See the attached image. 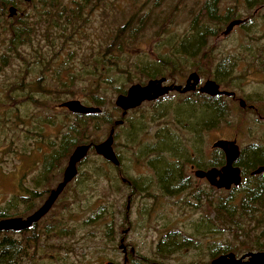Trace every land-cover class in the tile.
<instances>
[{
    "label": "rangeland",
    "instance_id": "1",
    "mask_svg": "<svg viewBox=\"0 0 264 264\" xmlns=\"http://www.w3.org/2000/svg\"><path fill=\"white\" fill-rule=\"evenodd\" d=\"M80 1L82 0H58L64 7H72L75 2ZM89 1L84 12L86 22H78L75 30H67L60 37L56 32L49 33L48 38L38 35L34 41L36 53L28 47L20 50V56L28 63L26 74L25 61L14 55L0 69V209L9 203L12 206L8 209L10 215L21 214L28 203L38 207L48 191L61 180L69 155L62 159L58 167L48 172L49 179L45 183L34 186L35 181L44 173V152L50 151L48 143L57 142L72 119L71 113L58 107V103L68 99L84 101L81 90L83 86L73 87L72 96L68 89H61L56 83L54 74L47 80L42 77L37 81L40 64L35 58L44 57L49 60L50 65L56 56L60 57L65 66L76 69L78 74L87 77L85 71L91 61L102 54L115 33L124 26L123 35L119 38L120 47L124 51L123 55H119L123 59L119 73L124 75L125 71H129L131 78L127 81L121 76L120 79L124 82L125 90L133 83L144 84L148 79H138L131 65L172 57L181 40L194 32L191 26L193 15L201 12L200 8L205 0ZM33 2L34 5L38 4V0ZM14 6L26 14L32 11V5L19 0ZM218 10L221 15L230 10L234 19L246 21L242 26L234 27L226 36L221 35L226 23H207L219 28L218 34L209 37L207 41L205 54L210 58L207 68L199 71L185 65L173 73L164 71L168 83H184L191 71H196L204 81L212 79L209 69L213 68V63L218 59L234 56L240 60L229 84H220V88L233 91L236 96H225L230 110L229 122L203 132L195 143L203 152L196 155L202 162L213 153L211 144L216 139L236 138L241 149L257 141L264 132V57L258 54L260 51L264 52V7L254 5L246 8L245 0H220ZM4 24L7 26L8 22ZM42 31L43 28L37 32ZM6 42V36L0 37V54L5 53ZM256 59L262 64L257 65ZM65 73L66 69L62 71L63 75ZM12 85L20 87L22 93L15 87L11 91L13 97L10 100L7 94ZM104 94L103 108L112 113L113 119H117L121 113L120 109L114 108L117 94L108 86L104 87ZM177 94L179 93L176 91L170 92L168 99L180 101L181 97ZM239 98L246 102L245 108L238 105ZM249 105L254 106L255 111ZM153 110L150 102H144L137 110L126 115L144 122L146 126L129 147L128 134H125L126 128L123 127L127 124L116 129L119 136L116 148L113 149L122 159L121 175L117 170L106 169L107 177L87 179L76 176L33 230L23 233L0 232V236L6 235L13 240L22 241L35 234L33 246L24 248L25 255L21 264H106L107 261L129 264V255L147 264L154 259L159 237L166 235L168 230H179L190 235L193 223L209 213L202 199L197 206L198 201L191 191L185 190L179 195L169 196L152 185L144 192H133L130 185L122 182V179L129 181L131 178L132 183L137 185L141 180L149 185V181L154 179L153 171L144 162L136 163L133 153V149L140 147V142L154 141L156 130L163 126L164 119L151 121ZM109 128L107 125L102 126L95 137L98 138L97 142L106 137ZM179 135L186 145L193 144L189 132L181 129ZM107 163L92 149L81 169L78 165V173L90 171L91 167L99 165L106 166ZM189 166L185 165L184 173L194 180L192 187L204 190L211 196L218 194L219 189L194 177ZM113 176L118 181L116 185ZM209 188H213V192ZM32 191L36 195L30 197L29 192ZM19 196L24 197L23 200ZM125 229L128 231L123 234ZM192 236L197 241L196 248H185L166 258L163 264H206L211 260V244L225 239H236L239 244L242 240L238 234V238H235L234 233L223 236L225 239H220L215 234ZM121 238L127 247L125 262L124 255L118 248ZM131 247L134 249L133 253L129 251Z\"/></svg>",
    "mask_w": 264,
    "mask_h": 264
},
{
    "label": "trees",
    "instance_id": "2",
    "mask_svg": "<svg viewBox=\"0 0 264 264\" xmlns=\"http://www.w3.org/2000/svg\"><path fill=\"white\" fill-rule=\"evenodd\" d=\"M16 1L0 0V37H7L5 53L0 54V69L14 55L25 61L24 74L27 72L28 63L20 56V50L28 47L36 53L34 41L38 35L48 38L49 33L56 32L60 37L67 30H75L78 22H86L84 12L90 3L89 0H82L75 2L72 7H64L59 4L58 0H38L37 5H34L33 0L28 2L19 0L26 5H32L31 13H23L16 7L17 13L11 19H8L6 17L7 7L14 5ZM219 1H204L200 8L201 12L198 15H193L191 26L194 32L187 34L181 40L175 48L176 54L174 53L172 57L151 62L133 63L131 67L138 75V79L164 77V71L173 73L177 68L185 65L194 67L199 71L205 70L210 62V58L205 54L208 38L216 36L219 31L218 27H211L207 23L227 24L235 18L230 10L224 15L219 14ZM245 2L246 8L254 5H264V0H245ZM4 22H8V25L5 26ZM123 27L115 33L111 43L105 47L102 54L91 61V65L85 71L87 77L78 74L76 69L65 66L64 60L61 61L60 57L57 58L56 56L50 65L49 60L44 59V57L38 56L35 58L40 64L38 69L40 76L36 79L37 81L42 77L47 80L53 77L54 74L56 83L61 89H68L72 96L74 95L71 91L73 87L83 86L81 90L84 101L82 102L100 108V112L91 114L70 112L72 119L66 125L62 136L57 142L51 141L48 143L50 151L44 152V173L35 181V187L40 186L49 179L48 172L58 167L62 159H65L71 153L73 147L78 144L97 143L98 138L95 137L98 136V131L101 130L102 126L107 125L108 128L113 126L116 119H113L110 111L103 108L105 103L104 87H111L116 94L125 93L124 82L121 81L120 77L124 76L127 81L131 78L129 71H125L124 75L119 73L120 64L123 61L119 55L124 54L119 41V38L123 35ZM42 28V32H37ZM130 37L131 34H129ZM258 54L264 57V52L260 51ZM239 61L234 56L218 59L213 63V68L209 69L212 79L219 85H228ZM255 61L257 65L262 64L259 59ZM64 69H66L65 75L62 74ZM21 79L23 80L24 77ZM21 84L22 82L19 85ZM15 87L17 86L12 85L10 92L7 94L10 100L13 97L11 91ZM17 89L22 93L20 87H17ZM169 95L170 93L150 102L154 108L151 121L164 119L163 126L159 127L154 134V141L140 142V147L137 150L133 149L136 163L141 164L144 162L153 171L154 179L149 181V185L146 182L142 186L133 183L132 191H146L147 187L150 188L155 185L162 194L175 196L188 190L198 201L197 206L200 205L201 199L206 203L209 213L193 223L191 232H189L190 235H186L179 230H168L166 235L159 237L154 250V259L147 264H163L166 258L185 248H196L197 241H194L192 235L215 234L222 239L223 236L234 233L235 238L238 234V237L242 239L239 244H237L236 239L225 238V240L211 244L209 246L211 259L228 252L241 255L248 251H264V172L257 175L250 174L255 168L264 166V132L257 141H253L240 149V155L235 163L241 171V183L238 186H232L229 190L219 189L217 190L218 194L211 196L204 190L192 187V183L187 181L188 175L184 173V167L189 164L194 165L195 168L207 169L220 167L224 164V155L217 148H213V153L206 161L202 162L197 159L196 155L202 151L195 143L199 141L203 132L229 122L230 110L225 102L226 97L224 95L209 96L197 90L186 94H177L181 97L180 101L168 99ZM139 107L129 110L127 114L134 112ZM114 108L118 110V108ZM119 118L120 115L117 119ZM124 124L127 125L123 126ZM120 126L126 128L125 134H128V147L136 141L137 134L146 128L144 122L125 116L123 123L115 127L114 148H116V140L119 136L116 129ZM181 129L191 134L193 144L190 146L182 141L179 135ZM91 150L90 147L89 152ZM87 155L78 163L79 169H81V165L87 162ZM116 156L120 162L118 168L108 162L106 166L99 165L91 167L90 171H80L77 177H86L87 179L107 177L105 175L106 169L117 170L118 174L121 175L123 173L122 159L119 153ZM112 179L116 185L118 182L116 176H113ZM129 180L132 182L131 178ZM209 190L213 192L214 189L209 188ZM29 193L30 197L36 195V192L33 191ZM15 198L17 200L18 196ZM23 198L21 196L20 200H23ZM11 207L8 203L6 207L0 209V218L15 216L16 214H8V209ZM34 208L32 203H28L26 209L18 215L24 216ZM89 218L93 219L92 217ZM34 226L32 225L28 230H33ZM34 236L33 233L23 241L20 239L13 240L6 235L0 236V264H21V260L25 255L24 248L33 246L34 240H36ZM128 259L129 264H143L131 255Z\"/></svg>",
    "mask_w": 264,
    "mask_h": 264
},
{
    "label": "water",
    "instance_id": "3",
    "mask_svg": "<svg viewBox=\"0 0 264 264\" xmlns=\"http://www.w3.org/2000/svg\"><path fill=\"white\" fill-rule=\"evenodd\" d=\"M23 1L28 2L29 0ZM15 14L16 8L14 6L8 7L7 17L12 18ZM243 22L244 19L230 20L226 24L221 35L226 36L234 27L239 26ZM195 90L209 96L224 95L226 97H231L235 94L233 91L220 88V85L216 83L214 79L207 78L202 81L196 71L189 72L182 84L168 83L167 79L162 76L150 78L144 84L133 83L129 85L125 93L117 94L115 97L114 106L120 109V118L114 121L113 126L109 128L106 137L97 143L76 145L68 156L61 180L54 188L48 191L43 202L26 217L13 216L0 218V232L23 231L29 229L33 224L42 219V217H44L52 208V205L56 202L65 186L76 176L78 163L88 154L90 147L104 160L110 162L114 166H119L118 158L113 149L115 127L123 123V118L129 110L139 107L144 102L155 101L172 91L186 94ZM237 101L241 108H245L246 102L243 99L239 98ZM58 107L77 114L100 112L99 107L85 105L79 99L61 101L58 104ZM211 146L212 148H217L222 151L224 155V164L220 167L195 169L193 170L194 176L199 179L204 178L206 182L215 189L229 190L232 186H238L242 181V176L240 168L235 165V162L240 155V148L236 142V138H219L214 140ZM262 172H264V166H259L252 170L250 174L257 175ZM128 206L129 205L127 204V207ZM127 231L128 229H125L122 233L126 234ZM123 242L124 239L121 238L118 248L124 254L125 262L126 245H124ZM130 252H134L132 247L130 248ZM106 264L115 263L107 261ZM206 264H264V251H248L239 256H236L233 252H228L214 257Z\"/></svg>",
    "mask_w": 264,
    "mask_h": 264
},
{
    "label": "flooded vegetation",
    "instance_id": "4",
    "mask_svg": "<svg viewBox=\"0 0 264 264\" xmlns=\"http://www.w3.org/2000/svg\"><path fill=\"white\" fill-rule=\"evenodd\" d=\"M261 7H264V5L260 6V8H261ZM245 21H246V20H245ZM245 21H244V22H245ZM244 22H243V23H244ZM231 97H232V98H235L236 96H235V94H234V95L231 96ZM246 106H247V105H246ZM248 107H251V109L255 111L254 106L249 105ZM189 168H190L189 171H190L191 173H193V170L196 169V168L194 167V165H190ZM193 175H194V174H193ZM194 177H195V176H194ZM196 178H197V177H196ZM73 179H74V178H73ZM73 179H72V180H73ZM197 179H198V180H205L204 178H202V179L197 178ZM72 180H71V181H72ZM187 181H189L190 183H194V180L192 179V177H188V178H187ZM205 181H206V180H205ZM122 182H124V183L127 182V184H129L130 187L132 188L133 183H132L130 180H129V181H126V180L122 179ZM144 183H145V181H144V180H141V181L138 183V185H141V186H142ZM192 185H193V184H192ZM66 186H67V185H66ZM66 186H65V187H66ZM193 186H194V185H193ZM193 188H195V187H193ZM134 189H135V188H134ZM46 196H47V195H46ZM45 198H46V197H45ZM57 199H58V198H57ZM127 201H129V197H128ZM53 205H54V204H53ZM53 205H52V206H53ZM34 210H35V208H34L31 212H33ZM49 211H50V210H49ZM31 212H30V213H31ZM30 213H27V214H25L24 216H21V217H26V216L29 215ZM15 216H20V215H15ZM11 217H13V216H11ZM42 218H43V217H42ZM36 223H38V222H36ZM36 223H35V224H36ZM35 224H33V225H35ZM27 230H28V229L23 230V231L25 232V231H27ZM23 231H8V232H13V233H19V232H22V233H23ZM129 251H130V248H129ZM123 255H124V254H123ZM126 260H127V247H126Z\"/></svg>",
    "mask_w": 264,
    "mask_h": 264
},
{
    "label": "bare ground",
    "instance_id": "5",
    "mask_svg": "<svg viewBox=\"0 0 264 264\" xmlns=\"http://www.w3.org/2000/svg\"><path fill=\"white\" fill-rule=\"evenodd\" d=\"M10 6H14V5H9L8 7H10ZM8 7H7V9H8ZM15 8H16V6H14ZM16 13H17V8H16ZM86 105V104H85ZM119 161V160H118ZM235 165H236V163H235ZM119 166H120V162H119ZM119 166H114V167H116V168H118ZM237 166V165H236ZM239 167V166H238ZM196 169H199V168H196ZM77 174H78V169H77ZM77 174H76V176H77ZM75 176V177H76ZM74 177V178H75ZM127 181V180H126ZM124 183V182H123ZM125 184L126 185H128L129 186V184H127V182H125ZM133 186V185H132ZM135 190H133V192H134ZM138 192H140V191H138ZM141 192H144V191H141Z\"/></svg>",
    "mask_w": 264,
    "mask_h": 264
}]
</instances>
